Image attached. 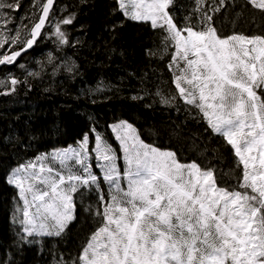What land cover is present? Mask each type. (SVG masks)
Returning a JSON list of instances; mask_svg holds the SVG:
<instances>
[{"label":"snow or ice","instance_id":"6c2138e0","mask_svg":"<svg viewBox=\"0 0 264 264\" xmlns=\"http://www.w3.org/2000/svg\"><path fill=\"white\" fill-rule=\"evenodd\" d=\"M173 3L117 0V7L126 18L150 22L165 34V46L174 48L168 67L176 95L161 96V102L179 99L198 110L207 130L221 136L238 158L237 167L242 165L237 184L221 185L214 167L181 162L120 121L111 126L119 155L100 134L91 142L85 134L77 147L42 154L11 171L7 183L18 189L22 202L13 217L21 239L64 233L76 219L74 196L83 188L97 193V227L72 264H264V35L222 36L213 16L199 7L201 0L194 9L201 13L199 25L180 27L169 11ZM224 3L219 0L220 7ZM53 4L34 0L37 22L24 35L19 28L10 35L8 13L20 3L0 0V49L20 45L0 53V65L14 64L33 47ZM246 4L264 14V0ZM73 19L55 24L60 44L69 43L61 26ZM21 83L26 81L11 75L0 79L5 89L0 94Z\"/></svg>","mask_w":264,"mask_h":264},{"label":"trees","instance_id":"16d2710c","mask_svg":"<svg viewBox=\"0 0 264 264\" xmlns=\"http://www.w3.org/2000/svg\"><path fill=\"white\" fill-rule=\"evenodd\" d=\"M19 3L18 11L8 13L10 35L17 28L26 34L38 20L34 0ZM196 7L195 0H174L169 11L178 26H198ZM199 7L213 16L222 36L264 35V14L246 0H225L222 7L219 0H201ZM214 7L220 11L213 13ZM68 16L73 23L61 27L69 43L60 44L54 26ZM164 35L126 18L117 0H56L32 52L16 65L0 68V79L11 75L26 81L14 92L0 94V264H72L97 227L96 191L82 188L75 194L76 219L60 236L21 239L13 217L22 202L7 178L19 164L75 146L85 134L93 139L98 133L115 144L110 127L120 121L132 124L144 143L174 152L181 162L214 167L221 185L237 184L242 165L237 167L224 139L207 130L198 110L179 99L161 102V96L176 95L168 67L174 48L165 46ZM13 47L19 50L20 45L0 53H11ZM102 187L106 194L107 185Z\"/></svg>","mask_w":264,"mask_h":264},{"label":"rangeland","instance_id":"374dc122","mask_svg":"<svg viewBox=\"0 0 264 264\" xmlns=\"http://www.w3.org/2000/svg\"><path fill=\"white\" fill-rule=\"evenodd\" d=\"M131 21H133V20H131ZM133 22H136V23H147V24H149L150 26H151V24H150V22H138V21H133ZM1 50V49H0ZM110 130H111V127H110ZM111 132H112V130H111ZM113 133V132H112ZM96 134H94V136H95ZM113 135H114V133H113ZM89 139H90V137H89ZM93 139H94V137H93ZM93 139H90V142L93 140ZM105 139V138H104ZM106 140V139H105ZM114 140H115V144H112V143H110L109 141V143L116 149V151H117V154L119 155L120 154V149H119V142L115 139V135H114ZM107 141V140H106ZM78 146V144L77 145H75V146H71V147H77ZM233 151V150H232ZM234 153V152H233ZM238 159V158H237ZM117 163H118V166L119 167H121V168H123V161H122V159H120V160H118L117 161ZM10 185V184H9ZM10 187H12V188H14V189H16L13 185H10ZM17 191H18V189H16ZM74 200H75V196H74ZM73 222V221H72ZM71 222V223H72ZM70 223V224H71ZM69 224V225H70ZM68 225V226H69ZM40 237H58V236H40Z\"/></svg>","mask_w":264,"mask_h":264},{"label":"water","instance_id":"95a60500","mask_svg":"<svg viewBox=\"0 0 264 264\" xmlns=\"http://www.w3.org/2000/svg\"><path fill=\"white\" fill-rule=\"evenodd\" d=\"M55 3H56V0H54V4H53L52 9H51V11H50V15H51V13H52V11H53V8H54V6H55ZM50 15H49V17H48V20H46L45 27L42 29L41 35L43 34V32L45 31V29H46V27H47V25H48V22H49V19H50ZM39 38H40V37L37 38V41L39 40ZM37 41H36V43H37ZM36 43L33 45V47H32L31 49H28L26 52H23V53L21 54V56L17 58V61H16L14 64H12V65H16L17 62H18L22 57H24V56L28 55L30 52H32V50L35 48ZM12 65H11V66H12ZM2 66H4V65H0V68H1Z\"/></svg>","mask_w":264,"mask_h":264},{"label":"flooded vegetation","instance_id":"af4514ba","mask_svg":"<svg viewBox=\"0 0 264 264\" xmlns=\"http://www.w3.org/2000/svg\"><path fill=\"white\" fill-rule=\"evenodd\" d=\"M7 26H8V25H7ZM7 46H9V45H5V47H7ZM6 51L8 52V54H10V50H6ZM22 58H23V57H22ZM22 58H21V59H22ZM21 59H20V60H21Z\"/></svg>","mask_w":264,"mask_h":264}]
</instances>
